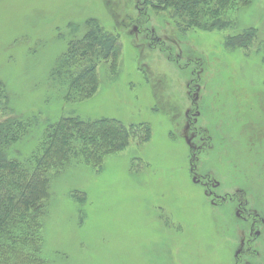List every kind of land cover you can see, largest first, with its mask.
Masks as SVG:
<instances>
[{"label":"rangeland","instance_id":"1","mask_svg":"<svg viewBox=\"0 0 264 264\" xmlns=\"http://www.w3.org/2000/svg\"><path fill=\"white\" fill-rule=\"evenodd\" d=\"M228 16L231 29L184 31L145 0H0V81L32 122L13 157L62 117L139 132L101 168L53 173L42 264H264V0ZM93 20L121 52L98 63L91 98L66 103L50 72ZM250 30L252 45H229Z\"/></svg>","mask_w":264,"mask_h":264},{"label":"trees","instance_id":"2","mask_svg":"<svg viewBox=\"0 0 264 264\" xmlns=\"http://www.w3.org/2000/svg\"><path fill=\"white\" fill-rule=\"evenodd\" d=\"M145 1L156 12L168 13L180 30L211 32L231 29L235 22L228 13L253 0ZM256 38V30H250L231 36L229 45L247 48ZM120 52L119 36L105 33L93 20L83 37L69 41L50 78L65 90L66 103L83 102L100 85L98 63L112 59L115 64ZM10 112L7 86L0 81V264H42L41 231L53 173L59 174L73 163L101 168L108 156L124 151L139 132L136 126L127 127L115 119L62 117L45 129L36 150L19 160L12 156V149L29 136L32 122ZM139 128L144 130L141 141H148L149 126Z\"/></svg>","mask_w":264,"mask_h":264},{"label":"flooded vegetation","instance_id":"3","mask_svg":"<svg viewBox=\"0 0 264 264\" xmlns=\"http://www.w3.org/2000/svg\"><path fill=\"white\" fill-rule=\"evenodd\" d=\"M232 201H234V199L232 200ZM245 215H247V214H245ZM244 215V217L246 218V216ZM252 217H253V220H254V222H253V229L255 228V226L257 225L256 223H257V221H256V219H257V217L258 216H253V215H251ZM258 220V219H257ZM262 222V221H261ZM254 224H255V226H254ZM248 251H251V250H248ZM247 253H249V252H247ZM250 255V254H249Z\"/></svg>","mask_w":264,"mask_h":264}]
</instances>
